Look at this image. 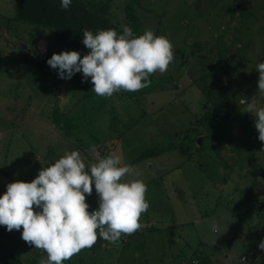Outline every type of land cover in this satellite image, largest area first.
Returning <instances> with one entry per match:
<instances>
[{
    "label": "rangeland",
    "instance_id": "374dc122",
    "mask_svg": "<svg viewBox=\"0 0 264 264\" xmlns=\"http://www.w3.org/2000/svg\"><path fill=\"white\" fill-rule=\"evenodd\" d=\"M101 1L119 29L130 9L140 20L137 36L150 29L167 37L173 61L165 72L150 74L146 88L98 97L87 80L61 79L46 63L52 28L18 23L16 1L0 0V194L7 183L30 182L65 150H78L86 165L94 163L95 146L132 166L121 179L143 180L149 207L139 217L141 227L121 235L123 248L98 236L62 264H190L195 253L201 264V253L208 252L196 250L204 247L199 236L213 221L225 230L220 246L243 230L256 232L255 264H264V250L257 247L264 237V142L257 139L254 116L242 111L256 95L255 64L264 60V0ZM59 83L64 96L56 93ZM147 149L155 155L137 161ZM202 184L195 205L208 217L193 224L192 194ZM85 200L88 211L98 206L94 188ZM182 215L189 220L179 221ZM151 216L159 230L150 233L145 224ZM5 227L0 264H38L46 255L26 244L21 230ZM245 252L233 245V264L243 263Z\"/></svg>",
    "mask_w": 264,
    "mask_h": 264
},
{
    "label": "clouds",
    "instance_id": "9594fccd",
    "mask_svg": "<svg viewBox=\"0 0 264 264\" xmlns=\"http://www.w3.org/2000/svg\"><path fill=\"white\" fill-rule=\"evenodd\" d=\"M71 4L72 0H59L61 10H68ZM120 27L119 33L113 28L95 33L82 28L86 54L62 50L53 53L46 63L61 79L81 73V82L87 80L98 97L146 88L151 83L150 74L165 72L173 61L172 44L150 29L137 36L129 25ZM254 69L258 72L256 95L242 111L254 116L257 139L264 142V60ZM90 148L95 153L94 163L86 165L78 150H65L54 162L41 167L30 182L7 183L0 194V226H6V231L21 230L20 238L26 244L42 249L46 255L38 264H62L81 249L90 248L98 236L119 244L122 234H132L141 227L139 217L149 207L147 185L140 179H121L134 169L129 164L121 165L119 155H103L95 146ZM93 188L98 206L88 211L85 195H90ZM217 227L213 221L212 231ZM257 247L264 250V237Z\"/></svg>",
    "mask_w": 264,
    "mask_h": 264
},
{
    "label": "trees",
    "instance_id": "16d2710c",
    "mask_svg": "<svg viewBox=\"0 0 264 264\" xmlns=\"http://www.w3.org/2000/svg\"><path fill=\"white\" fill-rule=\"evenodd\" d=\"M15 14L14 19L18 23L29 24L37 29L45 27L52 28L54 31V42L48 48L47 57L53 53H59L62 50H75L81 55L87 53L88 49L82 44V28H87L95 33L98 29L113 28L118 33L122 31L118 26L110 22L105 15L104 2L101 0L93 2L91 0H72V4L68 10H61L59 7V0H15ZM128 23L133 34L137 35L140 20L133 13L132 10H127ZM13 19V20H14ZM49 46V45H48ZM36 50V49H35ZM39 61L43 63L45 59L41 60L42 53L36 52ZM75 81L81 80V73L77 72L71 77ZM61 115H55V122H60ZM155 155L152 149L143 151L137 158L140 161L143 158ZM264 177V176H263ZM202 264V263H201Z\"/></svg>",
    "mask_w": 264,
    "mask_h": 264
},
{
    "label": "crops",
    "instance_id": "0c3cea01",
    "mask_svg": "<svg viewBox=\"0 0 264 264\" xmlns=\"http://www.w3.org/2000/svg\"><path fill=\"white\" fill-rule=\"evenodd\" d=\"M226 183L227 182H224V185ZM203 185L204 184H202L201 186L197 187V191H195L193 194L191 193L193 195V198H192L193 199L192 200V203H193L192 204V209H193V206H194L193 211L197 210V211L193 212V215L194 216H193V218H191L192 219L191 222L193 224H199L200 221H203L204 218H207L208 217V215H207L206 212H204L200 208L197 209L196 208L197 206L195 205V203L198 204V202L196 200V197L198 195H203V193H204V186ZM178 194H181V192L179 191ZM173 195H174V193H172V196ZM175 197L177 198V201H179L178 200V196H175ZM183 200H184V204L187 206L188 200L187 199H183ZM208 203H209V201H208ZM154 218H157V217L151 216L150 219L147 220L148 222L145 225L147 227H149V229L148 230H145V231H149L151 233L153 230L154 231H158L159 230L158 226H155V224L152 221ZM182 220L183 221H188L189 218H188L187 215L186 216L185 215H182V219H180L179 221H182ZM183 223H185V222H183ZM162 225H166V223L165 224H162ZM211 229L212 228H208V230H210V231H209V233L207 235L204 236L202 234V237L199 236V238H200L199 241L204 244V247L203 248H197L196 250L201 251L203 249H206L207 252H208V253H205L203 251L204 253H201V254H204L205 255V258H201L202 264H231V263L233 264V262L231 260L232 257L230 255V252H231V249H232L233 245H235V244L236 245L237 244L238 245H242V246L245 247V250H246L245 253L247 254L246 255L247 259L245 260V257L244 256H241L240 261L243 262V263H235L234 262V264H255L256 259H257V258L255 259V257H256V253H255V251H256V245L255 244L257 243V240H258V239H255V238H257L256 237L257 236V233L256 232H254V231L253 232L252 231L247 232V231L243 230V232L240 235V237L237 238V239H235L229 245L220 246L219 243L220 242H223L224 241L223 239L226 236L225 235V230H223V229H220V230L217 229L216 231H212ZM172 234L174 235V232ZM225 241H227V239H225ZM227 243H228V241H227ZM123 246L124 245H120V244L117 245V247H122V248H123ZM106 253H107V251L104 253V255ZM115 257H116V255H115ZM118 257L119 256H117L116 259ZM193 261H196V262L199 261V256L196 253L190 259V264L191 263L194 264ZM116 262L118 264L119 263V260H117ZM181 264H183V262H181Z\"/></svg>",
    "mask_w": 264,
    "mask_h": 264
},
{
    "label": "water",
    "instance_id": "95a60500",
    "mask_svg": "<svg viewBox=\"0 0 264 264\" xmlns=\"http://www.w3.org/2000/svg\"><path fill=\"white\" fill-rule=\"evenodd\" d=\"M56 93L59 96H64L65 95L66 91H65V85H64V83H59L57 85Z\"/></svg>",
    "mask_w": 264,
    "mask_h": 264
},
{
    "label": "built area",
    "instance_id": "2783aa9c",
    "mask_svg": "<svg viewBox=\"0 0 264 264\" xmlns=\"http://www.w3.org/2000/svg\"><path fill=\"white\" fill-rule=\"evenodd\" d=\"M193 262H196V261H193Z\"/></svg>",
    "mask_w": 264,
    "mask_h": 264
}]
</instances>
